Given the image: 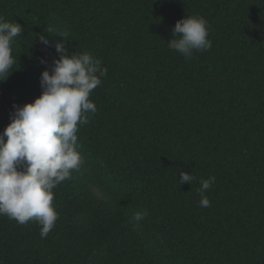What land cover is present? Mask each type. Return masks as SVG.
Masks as SVG:
<instances>
[{
	"label": "trees",
	"instance_id": "obj_1",
	"mask_svg": "<svg viewBox=\"0 0 264 264\" xmlns=\"http://www.w3.org/2000/svg\"><path fill=\"white\" fill-rule=\"evenodd\" d=\"M187 15L212 41L188 60L167 46ZM0 16L23 27L0 132L42 94L56 42L108 69L77 133L83 166L54 189L55 228L0 216V264H264V0H0Z\"/></svg>",
	"mask_w": 264,
	"mask_h": 264
},
{
	"label": "clouds",
	"instance_id": "obj_2",
	"mask_svg": "<svg viewBox=\"0 0 264 264\" xmlns=\"http://www.w3.org/2000/svg\"><path fill=\"white\" fill-rule=\"evenodd\" d=\"M22 32L19 23L0 16V82L17 68L11 45ZM209 32L206 18L187 15L176 21L167 46L188 60L194 52L211 49ZM60 34L69 37L67 32ZM39 39L51 46L43 34ZM54 47L59 58L53 61L51 72H42V94L32 103L14 105L10 123L0 132V216L19 224L36 222L41 238L48 236L59 219L53 205L54 189L83 166L77 133L89 122V114L97 111L90 95L108 72L103 61L87 51L69 54L64 42H56ZM195 179L192 174L180 172V184L192 185ZM215 182L214 176L199 179L200 207L211 206L205 193ZM148 215L142 209L133 219L139 226Z\"/></svg>",
	"mask_w": 264,
	"mask_h": 264
}]
</instances>
